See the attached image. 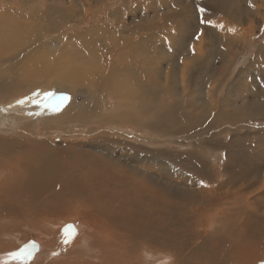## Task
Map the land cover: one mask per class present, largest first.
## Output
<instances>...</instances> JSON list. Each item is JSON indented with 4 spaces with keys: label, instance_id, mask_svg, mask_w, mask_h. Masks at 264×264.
Returning a JSON list of instances; mask_svg holds the SVG:
<instances>
[{
    "label": "bare ground",
    "instance_id": "obj_1",
    "mask_svg": "<svg viewBox=\"0 0 264 264\" xmlns=\"http://www.w3.org/2000/svg\"><path fill=\"white\" fill-rule=\"evenodd\" d=\"M16 4L17 2L6 11L0 10V17L4 18L3 22L5 23V26L2 24L0 29V62L6 59L2 57L5 54L6 57L18 64L15 67H7L0 63V107H13L9 110L6 109L5 116L0 117V132H3L1 125L11 132H14L13 129L24 131L39 128L42 136L51 138L56 129L54 126L60 123L62 127H65L62 129L64 132L61 131L65 135L63 136L64 143L48 154L42 150H36L47 142H35V150L23 153V149L27 148L30 142L22 138L12 140L0 138V246L1 244L8 246V251H0V257L9 254L10 258L7 260H12L8 261L12 264H66L69 260L70 263L80 264H127V261H130V264H149L143 253L146 255H150L151 252L160 253L158 247H164L167 248V252H164L167 263L164 262V264H169L171 260L172 264L264 263V247L261 249L259 247L260 240H264V228L261 225V219L264 220V196L262 195L264 175L257 181L252 179L255 174L258 175L256 172L261 168L260 165L255 164L260 158L259 152L250 154L249 161L245 158L248 154L241 149V145L240 151L234 154L232 148L226 147H233L232 144L218 142L216 144H220V148H217L215 144L216 149L226 155L221 160L220 166L214 168L204 160L205 156L198 150L203 148L204 152L212 151L207 150L209 148L204 146L206 145L204 142L198 144L199 140H192L195 151L192 150L191 153L189 151L185 154L191 164L187 165L186 169L188 173L196 176L199 186L185 188L184 179L179 180L178 173L175 172V179L163 188L159 182H152V179L147 175V172L151 171L147 166L142 167V170L146 172L142 173L140 169L132 166L136 160L129 162L124 159V156L118 158L117 165L111 164L110 157H101V149L91 145V141L80 142L82 139L72 136L74 130H70V127L73 125L90 124L95 127V124L97 125L99 122L106 126L105 122H107L112 126L115 123L124 122L125 118L126 121L131 118L134 123V111H137L138 115H142L139 119H143L142 122L144 121L145 126L149 125L150 122L145 123V121L152 119L150 114H156V112L143 113L136 100L138 98L146 99L141 91L148 92V89L155 83L152 82V85L149 86L145 74V71L148 73V61L155 63L153 59L156 58L151 57L152 51L150 52V43L154 41V38L146 35H139V38L135 36L130 40L127 37L121 38L120 48L123 51V56L120 58L128 63L126 76L124 71L116 70V78L122 86V94L113 92L115 108H105V102L111 104L112 100H108L109 97L105 94L111 83L104 79V71L110 64L117 68L119 59L116 57L117 59L108 60L106 57L105 62L102 60L98 62V56L95 57L96 49H99L95 46L96 43L82 45L81 49L86 47L87 54L92 55L88 58L94 60L96 73L99 72L95 76L96 73L92 75V71H90L93 67L90 70L87 69L82 56L77 60L81 62L73 61L72 54L75 51L70 53L68 58L58 54L59 52L49 56L50 49H45V46L54 41L49 38L35 40L39 43L36 46L40 50L36 52L39 53L37 60L33 59L37 57L33 51H23L19 54L18 45L13 44L12 41H18L32 29L30 26H22L21 23H16L12 19L17 16V11H19V6L17 7ZM219 5L216 6L220 10L221 6L219 7ZM35 17L37 16H32V20ZM184 17L186 16L184 15ZM41 19L49 21L47 17ZM146 30L147 28H143V31ZM92 32L93 30L88 31L93 35ZM28 40L27 38L26 44L29 45V41L32 39ZM184 45L185 40H179L175 43V48H178L177 51H182ZM226 45L228 46L227 43ZM101 46H99L100 49H102ZM107 50L110 49L107 48ZM8 52L14 54H7ZM223 69L219 73L215 72L216 76L222 79H224L223 74L226 70L225 67ZM41 74L50 76L52 80L50 82L42 81L44 87L61 83L64 79L68 83L72 82L76 87L84 84V87L92 90L89 96L94 100L93 105L98 107L97 111L93 106L85 109L78 102H73L65 106L66 111L62 110L66 114L64 119L56 121L63 116L56 119L60 114L51 112L48 118H41L38 123L34 117L36 111L43 113L45 110L47 112L53 110L51 102L44 109H36L34 114L24 116L25 114L21 112L17 113V100L31 96L34 98L36 96L34 93L38 92L37 90H44L42 87H37L36 84L39 82L35 81L41 76L44 77ZM126 78H129V81L133 83L131 88H128L130 86ZM30 81L34 82L33 85ZM96 84L99 86L104 84L105 90L96 88ZM218 89L217 85L207 91L210 92L207 95H210L211 97H209L212 99L207 105H204L199 111L193 108L194 111L201 114L199 117L202 120L201 128L210 129L213 132L221 127L217 123L220 118L219 113L213 115L214 104L223 105V103L214 100L215 92ZM157 95L161 97L163 92L160 91ZM194 102L191 107L195 106ZM117 103L120 104L119 109L124 111L121 112V115L113 117V112L118 107ZM168 105L165 103V107ZM53 108L55 109L53 112H59L56 111L58 110L56 107ZM256 108L259 107L256 106ZM10 112L14 113L10 114ZM71 112L72 118L69 116ZM96 115L102 119H98ZM164 117H167L170 122H175L173 127L179 124L183 133L190 134V130L193 129L191 127L193 123L189 120L188 124L184 123L187 124L186 126L181 124L182 118L185 116L178 105L175 111H167ZM110 121L111 123H109ZM10 135L13 134L10 133ZM102 136H106V133L91 138ZM219 136L215 135L213 138L218 141L222 139ZM232 141L236 142V139ZM195 142L197 144H194ZM206 143L209 144L208 140ZM253 147L255 148V146ZM11 148L12 152H10ZM107 153L111 154V152ZM159 153L164 155V151L154 152L155 155ZM97 157L104 162H98ZM105 163L111 165L108 166ZM190 166H192L191 169ZM176 184L178 185L176 186ZM165 189L168 193L177 196V202L169 200L165 195ZM157 201L160 206H157ZM175 205L177 206L174 207ZM50 210L59 214L49 218ZM27 215L30 220H23L22 218ZM198 217L213 219L212 222L203 221L202 230L207 233L208 237L201 243L198 240L204 234L191 230L190 225ZM38 218L42 220L37 222ZM232 220H237V222L233 223ZM49 221L51 225L53 224L52 227ZM55 221L58 223H54ZM25 225L29 227L24 228L27 231L45 235L44 238L41 237L44 240L42 246L55 247L53 252H63L64 254L58 255L57 261L53 259L49 262L51 250L44 249L39 252L37 242L28 240L25 243L31 233L26 238H24L25 235L20 236L22 240L18 241L16 229L23 228ZM78 225H83V227L79 228ZM54 227H59V229L54 231L52 229ZM229 227L232 228L231 232H228ZM65 229L75 230V238L70 243H64ZM115 229H118L117 232H114ZM36 233L35 237H39L36 236ZM10 234L12 236H9ZM103 239L109 242L108 259L104 254V250L107 248L101 250V247L98 246L103 243ZM138 240H146L152 244L133 248L132 243L135 241L139 244ZM115 245L122 247L126 253L132 256L133 260L122 258V256L115 261L111 260ZM18 247L19 251L16 249ZM25 249L31 252L32 256L26 258V252L23 256L13 255L21 253ZM167 255L170 256L169 259ZM18 258L21 260L19 261ZM94 260H98L99 263ZM168 260L170 261L168 262Z\"/></svg>",
    "mask_w": 264,
    "mask_h": 264
},
{
    "label": "rangeland",
    "instance_id": "obj_2",
    "mask_svg": "<svg viewBox=\"0 0 264 264\" xmlns=\"http://www.w3.org/2000/svg\"><path fill=\"white\" fill-rule=\"evenodd\" d=\"M209 1L210 0H0V10L6 11L17 2L16 5L17 7L19 6V11H17V16L12 17V19L16 21V23H21L22 26L26 27L30 26L32 29L28 31V34L20 37L18 41H12L13 44L18 45L17 50L19 54L23 51H33V53L37 55V57L33 59L37 60V58H39V53L36 52L40 50L37 49L36 45L39 43L35 42V40L49 38L50 40H54L52 43L48 44V46H45V49H50L49 56L59 52L58 54L68 58V55L75 51V53L72 54L73 61H75V63L81 62L77 60L82 56L83 59H85L86 68L90 70V68L93 67V69L90 70L92 71V75H95L97 71L94 66V60L88 58L92 55L87 54L85 51L86 47L81 49L82 45L96 43L95 46L99 48L96 49L97 52L95 54L96 58L98 56V62H100L99 60L105 62L106 57L108 60L118 58L117 68L110 64L105 71L102 70L104 71V79L111 83V86L105 94L109 97L108 100H112V103L108 104L105 102V108H115L114 98L112 97L113 92L120 95L122 94V86L117 81L116 70L124 71L126 76L128 63L122 61V58H120V56H123V51L120 48L121 38L127 37L128 40H130V38L135 36L139 38V35L153 37L154 41L150 43V52L152 51L151 57L156 59H153L155 63L148 61V73L145 71V74L148 78L149 86L152 85V82L155 83L148 89V92L141 91V94H143L146 99L138 98L136 100L137 105L140 106L143 113H149V111L156 112V114H150V118L152 119L147 122L145 121V123L150 122L149 125L145 126L144 121L142 122L143 119H139L142 115H138V112L134 111V123L131 118L127 121L125 118L124 122L119 124L115 123L112 126L107 122H105V126L98 121L99 124H95V127L90 124L84 126L73 125L70 127V130H74L72 136H77L82 139L80 142L88 140L91 141V145L100 148L101 157H110L109 161L111 164L117 165L118 158L122 156H124L126 161L129 160V162L136 160L133 162L132 166L140 169L142 173H146L142 170V167L147 166L151 170L147 172V175L152 179V182H159L163 188L175 179V172H177L179 180L184 179L185 188L188 189L199 186V180L196 176L188 173L186 169V166L191 164L188 162L185 154L189 151L191 153L192 150L195 151L192 140H199L197 142L198 144L204 142L206 144L204 146L209 148L207 150L212 151L209 152V154L208 152H204L203 148L198 150L205 156L204 160L214 168L220 166L221 160L225 158L226 155V153H221L216 149V147L220 148V144H216L218 142H228L232 144L233 147H226L232 148L234 154L238 153L240 151L239 148L242 146L241 149L248 154L245 158L249 161L250 154L259 152L260 158L258 159V163L255 164L260 165L261 168L256 172L258 175L255 174L252 179L257 181L264 175V0ZM218 4H220L219 7L221 6L220 10L217 7ZM200 9H204L203 13H201ZM34 15L37 17L32 20V16ZM184 15L186 17H184ZM6 17L9 18L10 16ZM42 17H47L49 21H43L41 19ZM3 19L4 18L0 17V29L2 24L5 26ZM202 19L206 22L201 23ZM207 21H211L212 23L209 24ZM143 28H147V30L143 31ZM89 30H93V35L88 33ZM27 38L33 40H28L30 43L29 45L26 44ZM179 40H185L182 51H177L178 48H175V43ZM223 42L224 45H222ZM99 46H101L102 49H100ZM107 48L110 50H107ZM9 53L13 52H8L7 54ZM2 57L6 58L0 62L4 66H18L14 60L6 57L5 54H3ZM224 67L226 70L223 74L224 79H222L216 76L215 72L219 73L221 70H224ZM98 74L99 72L96 73L95 76ZM43 76L44 77L41 76L42 80L38 78L35 81L38 80L37 82L39 83H37L36 86L42 87L44 90H37L38 92L34 93L36 96L34 98L33 96L29 97L30 100L28 99L25 104H17V113L21 112L25 114L24 116H27V114H34L36 109H44L45 106L51 102L52 109L55 110L53 107H56L58 109L56 111L59 112H53V110L47 112L45 110L43 113H38V111H36L34 117L38 123L41 118H48L51 112L60 114L56 119L60 118L61 115L63 116L56 121L64 119V116L66 117L65 106L73 102H78V104L85 109L93 106L94 110L97 111L98 107L93 105L94 100L89 96L92 90L88 87H84V84H80L76 87L72 82L68 83L64 79L61 83L50 86L46 85L44 87L41 83L42 81L47 80L50 82L52 80L48 75ZM129 78L133 79L132 77ZM129 78L126 79L130 86L128 88H131L133 83L129 81ZM30 82L33 85L34 82ZM217 85L219 89L215 92L214 100L218 103H223V105L214 104L215 110H213V115L219 113L220 118L217 120V123L220 124L221 127L213 132L210 129L201 128L202 120L199 119L201 114H198L196 110L199 111L200 108L204 107V105H207L208 102L212 100L210 98L211 96L207 95V93L209 94L210 92L207 91ZM96 88L105 90L104 84L102 86L96 84ZM160 91L161 93L163 92L161 97L157 95ZM62 96H67L69 99L61 101L60 97ZM223 99H225L224 102H221ZM164 101L169 104L167 107H165ZM193 102L195 106L191 107ZM117 104L118 107L115 109L116 112L114 110L113 117L121 115V112L124 111L120 110V104ZM177 105L181 107L183 115L185 116V118H182L183 122L181 124L186 126L188 120L193 123L191 126L193 129L190 130V134L181 132L179 124L173 127L175 122H170L167 117H164L167 111H175ZM261 105L262 107L260 108ZM256 106L259 108H256ZM12 108L0 107V109H3L0 111V117L5 116L4 112L6 109L9 110ZM193 108L196 110L194 111ZM12 113L14 112H10V114ZM188 113H190L189 117ZM37 115L43 116L39 117ZM69 116L72 118V112ZM97 118L102 119L99 118V116H97ZM196 121L198 122L195 123ZM109 123H111V121ZM1 127L3 132H0V138H7L9 140L22 138L30 142V145L23 149V153H27L33 149L35 150V142H47L44 146H41L40 149H36L38 151L42 150L46 154L64 143L63 136L65 134H62V132H64L62 129L65 127H62L60 123L54 126L56 129L54 128L55 132L52 134L51 138L42 136V132L39 128H31L24 131H15L13 129L12 131L14 132H11L2 125ZM10 133L13 135H10ZM105 133L106 136L91 138L93 136H101ZM202 135H204V137H201ZM215 135H220L219 137L222 139L217 141L214 139ZM184 138L190 139L191 141H186ZM233 139H236V142H234L235 140L232 141ZM207 140L209 142L208 145L206 143ZM197 143L195 142L194 144ZM253 146H255V148ZM105 150L111 152V154L107 153ZM224 150H226V148H224ZM160 151H164V155L161 153L158 155L154 154V152ZM10 152H12V148ZM32 155L35 154L32 153ZM96 160L98 162H104L98 157ZM105 164L108 166L111 165L109 163ZM191 167L192 166H190V169ZM177 185L178 184H176V186ZM165 195L170 201L177 202L178 200L177 196L168 193L166 189ZM262 195L264 196V190ZM156 204L160 206L158 201ZM176 206L177 205L174 207ZM57 214L59 213L50 210L49 218ZM66 215L68 216L67 213ZM22 219L26 221L30 220L28 215ZM41 220L42 219L38 218L37 222ZM204 220L207 222L213 221V219L209 217H198L190 223L191 230L204 234V236L198 240L199 243L203 242L208 237L207 233L202 230ZM231 222L235 223L237 220H232ZM54 223L58 222L55 221ZM261 225L264 228L263 219H261ZM52 226L53 224L51 227ZM78 226L79 228L83 227V225ZM24 228L29 227L25 225L23 228L16 229V231H18V241L22 240L20 236L23 237V235H25L24 238H26L28 234L31 233ZM52 229L56 231L59 227H54ZM231 229L232 228L229 227L228 232H231ZM117 230L118 229H115L114 232H117ZM60 232H62V230H60ZM35 233H31L25 243H27L28 240L29 242H37L39 245V248L37 247L39 252L44 249L51 250L49 262L53 259L56 260L58 255L64 254L63 252H53L55 247L50 248L42 246L45 235L36 233V236L39 237H35ZM9 236L12 235L10 234ZM138 242L139 244L135 241L132 243L133 248H141L143 245L152 244L146 240H138ZM108 245L109 242L105 239H103L101 245H98L101 247V250L107 248L104 250L107 259L109 257ZM259 247L260 249L264 247L263 239L260 240ZM16 249L18 251L20 250L19 247ZM158 250L160 253L151 252L150 255H146L142 252L149 264H164V252H167V248L158 247ZM0 251H8L7 244H1ZM24 254H22V256ZM9 256L8 254L5 257H0V264H12L8 263V261H12L7 260L10 258ZM120 256L127 259L132 258L122 247L115 245L111 260L115 261ZM169 258L170 256H168V259ZM18 260L20 261L21 259L18 258ZM69 261L66 264H80L75 262L70 263ZM94 261L99 263L98 260ZM169 261L170 260H168V262ZM127 264H130V261H127ZM169 264H172V260Z\"/></svg>",
    "mask_w": 264,
    "mask_h": 264
},
{
    "label": "snow or ice",
    "instance_id": "obj_3",
    "mask_svg": "<svg viewBox=\"0 0 264 264\" xmlns=\"http://www.w3.org/2000/svg\"><path fill=\"white\" fill-rule=\"evenodd\" d=\"M200 11H201V13H203L204 9H200ZM205 22L206 21H204L203 19L201 20V23H205ZM207 23L211 24L212 22L211 21H207ZM28 99L29 98L25 97L24 99L17 100L16 104L23 105V104H25L28 101ZM68 99H69V97H67V96L60 97L61 101H66ZM2 110L3 109H0V111H2ZM75 235H76V233H75L74 229H65L64 243H70L75 238ZM33 247H34V245H33ZM25 252L27 253L26 258L31 256V252L27 251V249L22 250L21 253H14L13 255L18 257V256L24 254Z\"/></svg>",
    "mask_w": 264,
    "mask_h": 264
}]
</instances>
